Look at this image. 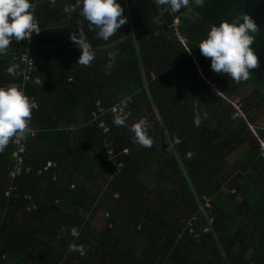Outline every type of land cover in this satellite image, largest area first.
<instances>
[{
	"label": "trees",
	"instance_id": "1",
	"mask_svg": "<svg viewBox=\"0 0 264 264\" xmlns=\"http://www.w3.org/2000/svg\"><path fill=\"white\" fill-rule=\"evenodd\" d=\"M118 2L127 21L108 41L89 31L78 8L67 13L68 23L57 20L56 14L76 3L57 0L36 5L40 32L31 43L13 40L0 55L3 85H21L19 67L14 76L5 70L21 52L38 65L31 82L22 85L38 101L23 137V165L30 169L13 178L9 197L3 190L13 162L11 138L0 151V264H264V158L248 124L264 110V0H204L200 6L189 0L176 11V30L166 25L169 15L154 0ZM240 12L258 26L250 46L258 63L247 80L236 82L213 73L197 45L209 25ZM49 17L55 20L45 25ZM78 32L95 52L88 66L76 63L79 50L69 37ZM108 51L116 55L105 69ZM202 76L221 84L223 96L211 92ZM242 84L250 85L239 105L245 118L233 116L229 101ZM132 93L130 118L154 105L160 122L148 121L152 144L143 147L133 142L131 126L105 118L110 146L129 148L114 173L119 158L106 157L102 136L88 124L90 111L96 99L109 105ZM194 106L202 114L199 126L192 122ZM78 114L82 122L75 124ZM255 130L264 138L263 128ZM163 133L179 137L174 150H165ZM241 144L247 148L225 167L227 155ZM46 160L56 166L37 174ZM202 193L211 197L212 231L200 232L198 221L193 237L184 226ZM101 209L105 219L96 229L92 219ZM71 227L78 237L69 234ZM70 243L82 244L85 254L69 250Z\"/></svg>",
	"mask_w": 264,
	"mask_h": 264
},
{
	"label": "clouds",
	"instance_id": "2",
	"mask_svg": "<svg viewBox=\"0 0 264 264\" xmlns=\"http://www.w3.org/2000/svg\"><path fill=\"white\" fill-rule=\"evenodd\" d=\"M162 12L169 15L181 7L187 6L189 0H154ZM200 6L204 0H193ZM79 9V16L88 22L89 31H94L96 37L108 41L117 32L127 18L122 14L123 8L118 0H76L75 5L64 8L66 13ZM34 5L31 0H0V55H4L11 41L19 42L28 39L37 32V25L33 15ZM258 26L249 15L240 12L230 20H220L217 24L208 26L206 34L199 40L198 49L202 56L209 58V67L213 73L224 74L233 81H245L249 78L251 69L257 67V56L253 48ZM70 41L79 50L76 63L88 66L95 57V52L88 43L83 32H78L69 37ZM105 69H110L115 58V51H108ZM10 76L18 74V65L10 63L5 69ZM34 83L41 84L39 79ZM36 107L30 102L16 83L0 86V151L8 145L10 138L22 139L28 129L31 110ZM201 113L194 106L193 125L199 126ZM112 123L117 126L125 124L123 115L113 117ZM134 143L150 147L152 139L147 135L143 119L131 125ZM69 234L76 238L79 231L71 227ZM69 250L80 255L85 254L82 244L70 243Z\"/></svg>",
	"mask_w": 264,
	"mask_h": 264
},
{
	"label": "built area",
	"instance_id": "3",
	"mask_svg": "<svg viewBox=\"0 0 264 264\" xmlns=\"http://www.w3.org/2000/svg\"><path fill=\"white\" fill-rule=\"evenodd\" d=\"M32 4L34 5L33 9V15H34V21L37 25V32H34L30 35L28 39H24L26 43H31L33 41V37L36 36L40 32V26L38 23V19L35 13L36 5L42 3V2H49L51 4L55 3V0H31ZM177 12L169 15L170 23H167V26H171L176 30L177 24L179 22V18L176 15ZM183 41V39H181ZM18 65L20 70V76H21V85H18L21 89H23L22 85L26 83H30L32 80V77L38 70V65L35 62L34 58L26 51L21 52L18 55L17 62L15 63ZM203 77V76H202ZM203 79L209 84L211 92H213L215 95H222L220 92L219 87L216 86L214 83L210 82L208 79ZM72 80L71 77H68V81ZM0 86H4L3 84H0ZM25 94V93H24ZM26 95V94H25ZM204 97H208L207 93H204ZM30 102L35 103L36 107L31 110V113L37 109L38 107V101L34 96H27ZM133 99V93L128 94L125 96H121L118 100L113 102L112 104L105 105L103 104L99 99H96L94 101L93 107L90 111V117L88 124H91L95 126V128L99 131L100 135L102 136V144L104 146V153L106 157L109 160H113V158L117 157L119 158L117 161L114 162V168L113 172L118 173L120 169L123 167L124 162L121 160V158L125 155L129 154V148L123 147L119 151H116L113 149L110 141L111 137V127L110 125L105 121V118L107 116L113 117L116 115H123L125 117V123L128 122L130 119V110L128 108V104ZM230 103L235 108V113L233 116H242L245 118L244 114L239 109V105H237L235 102L238 101V99L235 100H229ZM249 129L254 133L255 137L257 138L259 142V148H260V155L264 158V138H260L256 131L253 129V127L249 124ZM30 136H34V132L31 131ZM12 143L14 144V149L11 153L12 157V163L10 164V169L8 172V179L9 183L4 188V196L9 197L11 195V192L15 190V183H13V178L20 172H22V169H25V171H28L30 167H24L23 160H24V154L26 152L24 138L22 139H16L15 137L11 138ZM180 139L177 135L173 134L168 138V141L165 146L166 151L174 150L177 144L179 143ZM186 157H190V153L186 152ZM56 162L54 160H46L40 167L36 169L37 174H41L44 172L51 171L56 165ZM24 167V168H23ZM52 179H55V175L52 176ZM225 185H222V188H224ZM231 192H234V188L231 189ZM29 194H25V197H29ZM199 202L197 204V208L194 213L191 214L189 219H187V222L184 226V229H186V232L190 234L193 237H196L198 234L195 223L198 221H202L201 225H199L200 232H210L211 225L213 223L214 219V213L212 211V203H211V197L207 194H200L199 196ZM31 208H34V204H30L26 206V210H30ZM181 235V232L178 234Z\"/></svg>",
	"mask_w": 264,
	"mask_h": 264
},
{
	"label": "rangeland",
	"instance_id": "4",
	"mask_svg": "<svg viewBox=\"0 0 264 264\" xmlns=\"http://www.w3.org/2000/svg\"><path fill=\"white\" fill-rule=\"evenodd\" d=\"M176 15L178 16L177 13H176ZM216 86H218V83H217ZM219 87H220V91H222L223 88H222L221 84L219 85ZM249 91H250V85L249 84H242L235 93L231 94V96H230L231 99L230 100H235L236 101L238 99V101H236L235 103L237 105H240L242 103L244 97L249 93ZM254 114H256V116H255L256 122L254 124H251V126L253 127L254 130H255L256 127H261V128L264 129V110H259L257 113H254ZM156 117H157L156 109H154L152 107L145 108L143 110V112L139 116L131 117L126 124L130 127L133 123H136L139 120L143 119L145 121V125H146L145 127H147V125L150 126V123H148V121L149 120H154V119L157 120L158 118H156ZM157 121H159V120H157ZM159 127H161V126L159 125ZM251 133L254 134L252 131H251ZM165 135H168V134L165 133ZM168 136L166 137V140H168ZM164 139H165V137L162 136V140H164ZM246 148H247V145H242V146L238 147V149L235 152L229 154L227 159H226L227 162H226V166L225 167L229 168L230 165H231V162L237 156H239L241 153H243V151ZM237 197H240V196L237 195ZM104 219H105L104 210L103 209L98 210L95 213V215H94V217L92 219L93 227L96 228V229L100 228L102 223H103V221H104Z\"/></svg>",
	"mask_w": 264,
	"mask_h": 264
},
{
	"label": "crops",
	"instance_id": "5",
	"mask_svg": "<svg viewBox=\"0 0 264 264\" xmlns=\"http://www.w3.org/2000/svg\"><path fill=\"white\" fill-rule=\"evenodd\" d=\"M55 2H57V0H55ZM57 15V14H56ZM55 15V18L57 19V20H60V21H63L64 23L66 22V23H68L69 21H68V14L64 11V13L63 14H58L57 16ZM55 18L54 17H49L48 19L46 18V19H44V24L45 25H50V24H52L53 22H54V20H55ZM68 47H70L69 46V44H68ZM152 108H154L155 109V106L154 105H152L151 106ZM156 112H157V110H156ZM156 118H159V116H158V112H157V117ZM82 122V117H81V115H76V120H75V124H80ZM256 122V119L255 120H253V122L251 123V124H254ZM61 123H63V121H61ZM247 123H248V121H247ZM248 124H250V123H248ZM250 124V125H251ZM257 128V127H256ZM258 128H261V127H258ZM163 136L165 137V139L163 140V144L165 145V143L167 142V140H166V137H167V135H165V133H163ZM162 144V145H163ZM160 145H161V143H160ZM242 145H245V144H241V145H239L238 147H240V146H242ZM238 147H236L231 153H233V152H235L237 149H238ZM230 153V154H231ZM229 155V154H228ZM228 155H227V157H228ZM227 157H226V159H227ZM150 164H152V163H149L148 165H150Z\"/></svg>",
	"mask_w": 264,
	"mask_h": 264
},
{
	"label": "water",
	"instance_id": "6",
	"mask_svg": "<svg viewBox=\"0 0 264 264\" xmlns=\"http://www.w3.org/2000/svg\"><path fill=\"white\" fill-rule=\"evenodd\" d=\"M204 21H206V19H203Z\"/></svg>",
	"mask_w": 264,
	"mask_h": 264
}]
</instances>
